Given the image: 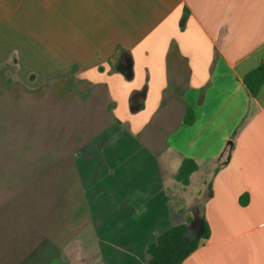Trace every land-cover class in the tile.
<instances>
[{
  "label": "crops",
  "instance_id": "obj_1",
  "mask_svg": "<svg viewBox=\"0 0 264 264\" xmlns=\"http://www.w3.org/2000/svg\"><path fill=\"white\" fill-rule=\"evenodd\" d=\"M12 32L106 106L77 157L101 169L84 199L103 257L148 264L166 229L187 223L193 242L206 222L184 264H264V86L244 84L264 62V0H0V50ZM197 201L201 219L182 221Z\"/></svg>",
  "mask_w": 264,
  "mask_h": 264
},
{
  "label": "rangeland",
  "instance_id": "obj_2",
  "mask_svg": "<svg viewBox=\"0 0 264 264\" xmlns=\"http://www.w3.org/2000/svg\"><path fill=\"white\" fill-rule=\"evenodd\" d=\"M65 69L36 60L14 32L0 50V264L119 260L103 257L84 199L86 171L101 169L77 158L104 127L106 106ZM202 213L197 201L180 218Z\"/></svg>",
  "mask_w": 264,
  "mask_h": 264
},
{
  "label": "trees",
  "instance_id": "obj_3",
  "mask_svg": "<svg viewBox=\"0 0 264 264\" xmlns=\"http://www.w3.org/2000/svg\"><path fill=\"white\" fill-rule=\"evenodd\" d=\"M251 97L256 98L264 86V62L257 68L250 71L244 77ZM185 123L191 125L194 121V113L187 110ZM198 170V164L192 159H185L175 175L177 181L184 186H188L191 176ZM191 222V218H188ZM188 224L183 223L169 227L162 232L147 249L149 257L148 264H184V262L209 239V227L205 222L204 232L193 242H188L185 238Z\"/></svg>",
  "mask_w": 264,
  "mask_h": 264
}]
</instances>
